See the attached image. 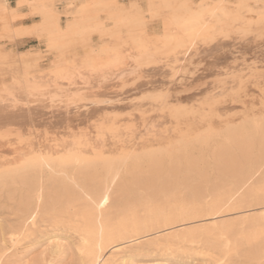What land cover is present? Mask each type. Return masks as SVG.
Masks as SVG:
<instances>
[{"label":"bare ground","instance_id":"1","mask_svg":"<svg viewBox=\"0 0 264 264\" xmlns=\"http://www.w3.org/2000/svg\"><path fill=\"white\" fill-rule=\"evenodd\" d=\"M0 264H264V0H0Z\"/></svg>","mask_w":264,"mask_h":264},{"label":"rangeland","instance_id":"2","mask_svg":"<svg viewBox=\"0 0 264 264\" xmlns=\"http://www.w3.org/2000/svg\"><path fill=\"white\" fill-rule=\"evenodd\" d=\"M15 0H9L10 4H13ZM37 42L34 40H31L29 43H27L25 46H30V45H36ZM46 241L42 240L41 242H39L38 244H36L35 246H33L32 248L29 249V251H27L24 255H23V259H30L33 256L38 255L45 247H46ZM67 257H65V259L63 258V262H67Z\"/></svg>","mask_w":264,"mask_h":264},{"label":"snow or ice","instance_id":"3","mask_svg":"<svg viewBox=\"0 0 264 264\" xmlns=\"http://www.w3.org/2000/svg\"><path fill=\"white\" fill-rule=\"evenodd\" d=\"M20 7H22V5H20V4H18L17 5V8H20ZM16 18V14H15V12L13 13V19H15Z\"/></svg>","mask_w":264,"mask_h":264}]
</instances>
